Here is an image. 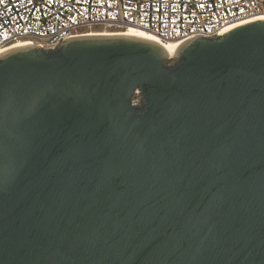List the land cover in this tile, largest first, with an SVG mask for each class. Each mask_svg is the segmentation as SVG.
<instances>
[{"label": "water", "instance_id": "1", "mask_svg": "<svg viewBox=\"0 0 264 264\" xmlns=\"http://www.w3.org/2000/svg\"><path fill=\"white\" fill-rule=\"evenodd\" d=\"M177 56L0 54V264H264V19Z\"/></svg>", "mask_w": 264, "mask_h": 264}, {"label": "built area", "instance_id": "2", "mask_svg": "<svg viewBox=\"0 0 264 264\" xmlns=\"http://www.w3.org/2000/svg\"><path fill=\"white\" fill-rule=\"evenodd\" d=\"M259 17L264 0H0V50L22 42L52 49L84 27L124 28L125 21L165 41L185 42Z\"/></svg>", "mask_w": 264, "mask_h": 264}, {"label": "bare ground", "instance_id": "3", "mask_svg": "<svg viewBox=\"0 0 264 264\" xmlns=\"http://www.w3.org/2000/svg\"><path fill=\"white\" fill-rule=\"evenodd\" d=\"M259 18L260 19H258V18L257 19H249L247 21H243V23L248 22V21L251 22V21H255V20L264 19V17H259ZM111 25H115V24H111ZM120 26H122V25H120ZM232 27H234V26H232ZM85 35H125V36H134V37L145 38V39L153 41L156 44H158L159 46H161L166 51V53L168 54L169 57L173 54H175V56H177L178 49L184 43V41H165V40L161 39L158 35L150 32L144 28H141L139 26H135L132 24H127L126 27H124L122 30H118V31H96V32L90 31V32H83L79 36H85ZM26 45H28V44L24 43V42L12 45L6 49L0 50V54L5 52V51H8L10 49H13L15 47L26 46Z\"/></svg>", "mask_w": 264, "mask_h": 264}, {"label": "rangeland", "instance_id": "4", "mask_svg": "<svg viewBox=\"0 0 264 264\" xmlns=\"http://www.w3.org/2000/svg\"><path fill=\"white\" fill-rule=\"evenodd\" d=\"M123 28L121 27H109V26H104V25H93L89 27H84L81 29L82 32H90V31H118L122 30ZM178 59V56H175V54L171 55L168 58V62L176 61Z\"/></svg>", "mask_w": 264, "mask_h": 264}]
</instances>
